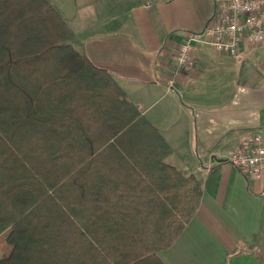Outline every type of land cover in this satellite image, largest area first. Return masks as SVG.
Segmentation results:
<instances>
[{
  "label": "trees",
  "instance_id": "obj_1",
  "mask_svg": "<svg viewBox=\"0 0 264 264\" xmlns=\"http://www.w3.org/2000/svg\"><path fill=\"white\" fill-rule=\"evenodd\" d=\"M47 0H0V264H163L201 184Z\"/></svg>",
  "mask_w": 264,
  "mask_h": 264
},
{
  "label": "crops",
  "instance_id": "obj_2",
  "mask_svg": "<svg viewBox=\"0 0 264 264\" xmlns=\"http://www.w3.org/2000/svg\"><path fill=\"white\" fill-rule=\"evenodd\" d=\"M72 29L79 52L110 72L169 145L163 161L201 184L194 214L157 256L163 264H264V176L229 155L264 135V43L236 56L195 43L181 68L182 40L201 32L215 0H47Z\"/></svg>",
  "mask_w": 264,
  "mask_h": 264
},
{
  "label": "built area",
  "instance_id": "obj_3",
  "mask_svg": "<svg viewBox=\"0 0 264 264\" xmlns=\"http://www.w3.org/2000/svg\"><path fill=\"white\" fill-rule=\"evenodd\" d=\"M236 56L242 42L264 43V0H215V10L201 32L185 37L178 45L175 62L181 68L194 64L195 43ZM244 174L264 176V135L253 132L227 158Z\"/></svg>",
  "mask_w": 264,
  "mask_h": 264
},
{
  "label": "rangeland",
  "instance_id": "obj_4",
  "mask_svg": "<svg viewBox=\"0 0 264 264\" xmlns=\"http://www.w3.org/2000/svg\"><path fill=\"white\" fill-rule=\"evenodd\" d=\"M72 46L74 47V49L79 51V49H78L79 47H77L75 44H73V42H72Z\"/></svg>",
  "mask_w": 264,
  "mask_h": 264
}]
</instances>
